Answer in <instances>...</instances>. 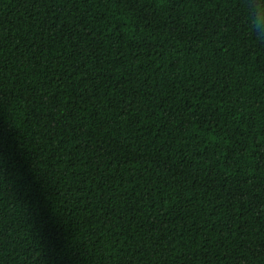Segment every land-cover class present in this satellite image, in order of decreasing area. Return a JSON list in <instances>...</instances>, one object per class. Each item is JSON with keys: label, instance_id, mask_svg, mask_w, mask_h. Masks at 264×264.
Returning a JSON list of instances; mask_svg holds the SVG:
<instances>
[{"label": "trees", "instance_id": "1", "mask_svg": "<svg viewBox=\"0 0 264 264\" xmlns=\"http://www.w3.org/2000/svg\"><path fill=\"white\" fill-rule=\"evenodd\" d=\"M261 0H0V264H264Z\"/></svg>", "mask_w": 264, "mask_h": 264}, {"label": "clouds", "instance_id": "2", "mask_svg": "<svg viewBox=\"0 0 264 264\" xmlns=\"http://www.w3.org/2000/svg\"><path fill=\"white\" fill-rule=\"evenodd\" d=\"M257 16L255 18L254 27L257 29L264 28V0L256 5Z\"/></svg>", "mask_w": 264, "mask_h": 264}]
</instances>
